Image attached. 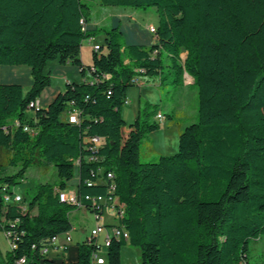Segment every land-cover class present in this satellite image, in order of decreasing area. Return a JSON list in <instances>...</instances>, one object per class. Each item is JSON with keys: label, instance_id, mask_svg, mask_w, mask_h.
<instances>
[{"label": "trees", "instance_id": "16d2710c", "mask_svg": "<svg viewBox=\"0 0 264 264\" xmlns=\"http://www.w3.org/2000/svg\"><path fill=\"white\" fill-rule=\"evenodd\" d=\"M100 1L153 6L158 21L151 30L114 15L99 25L88 0H0V68L28 65L33 76L27 92L0 79V169L15 168L0 176V229L15 244L0 264L51 262L43 249L74 226L78 206L61 201L59 190L76 168L86 208L104 214L85 197H112L121 212L115 225L129 233L112 237L107 264H121L127 243L141 250V264H249L251 241L264 235V0ZM100 34L105 41L85 64L82 43ZM49 61L79 66L86 79L68 82L43 107ZM185 73L197 87L198 120L181 130L175 153L152 158L157 105L141 100L125 135L128 89L140 77L179 86ZM73 111L77 122L69 120ZM51 166L57 181L4 202V187L14 192L32 167ZM78 247L77 261L62 264H93L101 250L96 239Z\"/></svg>", "mask_w": 264, "mask_h": 264}, {"label": "crops", "instance_id": "0c3cea01", "mask_svg": "<svg viewBox=\"0 0 264 264\" xmlns=\"http://www.w3.org/2000/svg\"><path fill=\"white\" fill-rule=\"evenodd\" d=\"M132 21L137 20L132 19ZM139 24L143 28H149L150 26L156 25V23L152 22L148 24H142L139 22ZM103 38L105 40V36ZM185 56L186 52H183L182 57L185 58ZM82 61L85 64H92V61L91 63H87V61L83 59V56ZM49 65H54L53 69L48 68L52 74V82L44 89L38 99L39 105L45 107L53 102L58 93L64 90L63 86L65 88L68 82L83 81L86 79V77L82 75V71L79 66L72 64H61L58 61H53L50 64L48 63L47 66ZM55 76L59 80V82L56 84L53 83ZM0 79L2 83H19L23 86L24 91L27 92L33 85L32 68L23 64L2 65L0 68ZM193 82V77L185 73L183 84L176 86L174 95H169L166 99H163V95L160 91L161 86L158 79L148 80L147 78L140 77L139 85H135L137 89H128V98L127 102L125 103L127 108H123L122 110L123 117L126 121V126L124 127L125 135L130 131L129 125L139 115L141 100L147 101L149 103H157L159 101L160 103H158L160 107L154 115V118L160 123V127L150 132L148 136L152 142L153 148L150 151V157L153 158L161 154L170 155L175 153L179 147V135L181 130L190 123L195 122L196 118H198V103L195 105L194 101L192 100L193 105L190 107L192 102L190 100L191 96L193 97L195 95V86ZM166 86L171 87L173 85L168 83ZM141 96L143 97L141 98ZM127 109L131 112L127 113ZM166 109L170 113L167 114L164 111ZM158 114H162V117L158 118ZM98 222L107 226H112L118 223V217L116 212L111 216V218L107 217L104 212L102 219H94L92 228ZM2 232L5 234V237L8 240V250H10V240L6 236L5 231L3 230ZM69 234L71 235L72 240L67 242L66 235H60L57 242L48 249L47 258H49L51 262H43L42 264H62L64 260L77 261L79 256L78 243L84 241L88 235L84 237L83 232L79 231L77 225L73 226V229L69 232ZM2 255V251L0 250V259ZM121 264H141V250L129 243L124 245L121 250Z\"/></svg>", "mask_w": 264, "mask_h": 264}, {"label": "rangeland", "instance_id": "374dc122", "mask_svg": "<svg viewBox=\"0 0 264 264\" xmlns=\"http://www.w3.org/2000/svg\"><path fill=\"white\" fill-rule=\"evenodd\" d=\"M91 6V19L93 22H98L99 25H110L111 19L114 15H118L121 17L128 16L131 19H136L138 22L142 24H148V23H157L158 21V13L155 7L153 6H142V7H134V6H122V5H112V4H102L100 0H88ZM104 35L100 34L95 39H93V42L89 41V39H86L82 43V50L81 54L83 56V59L87 61V63H91L92 61V51L93 47L92 45L94 43H104ZM53 61H49V64ZM47 68H54V65H49ZM59 80L54 78L53 83H58ZM61 82V81H60ZM63 83V82H62ZM63 85V84H62ZM182 85V84H181ZM66 87V86H65ZM176 86H166L163 85L160 88V91L163 95V99H166L169 95H174V90ZM131 89H137V87L130 86ZM180 88V87H179ZM194 96H191V101L193 100L195 105L198 103V91L197 87H194ZM63 89L64 86H63ZM155 94V93H153ZM143 96H141L142 98ZM140 98V99H141ZM191 106L192 107V103ZM159 101L157 103L153 102L151 104L157 105V110L159 109ZM45 107V106H43ZM123 108H127V105L124 104ZM122 108V110H123ZM156 110V111H157ZM127 113L131 112L130 110ZM167 114L170 113L166 110H164ZM192 112V111H191ZM34 115L33 109H28L25 113L26 117H31ZM131 115V114H130ZM134 115V114H133ZM167 118V117H166ZM198 118H196L195 121H197ZM125 132V131H124ZM141 159L143 161H150L152 158L142 154ZM15 170L13 167H7L4 169H0V176L4 173H11ZM50 180L52 182L58 180V175L56 172L55 167H50L48 172L44 173V171L39 167H32L28 173V176L25 180H23L21 183L14 186V192H18L22 194L23 196L29 198L30 190L35 193L36 187L41 181ZM79 182V176H78V169L76 168L75 176L74 178L69 182L68 189H76L77 184ZM27 190H29L27 192ZM116 210L111 207L105 208V215L109 218L113 214H115ZM95 219V214L84 207H73L71 211V220L73 225H77L80 232H83L84 237L89 235L93 222ZM3 230L0 229V250L2 251L3 256L5 257V254L8 250V240L5 237V234L2 232ZM102 254H104L103 251H101ZM248 262L249 264H264V235L261 236V238L258 241H251L250 247H249V256H248Z\"/></svg>", "mask_w": 264, "mask_h": 264}, {"label": "built area", "instance_id": "2783aa9c", "mask_svg": "<svg viewBox=\"0 0 264 264\" xmlns=\"http://www.w3.org/2000/svg\"><path fill=\"white\" fill-rule=\"evenodd\" d=\"M83 22V20H82ZM151 30H154V26H150ZM92 44L93 39L89 40ZM92 47L96 50L100 48V43H94ZM136 83H140V78H134L133 80ZM39 104V103H38ZM162 114H158V118H161ZM69 120L71 122H77V112L73 111L71 112L69 116ZM18 124V122H17ZM24 129L30 134L35 135L37 134V129L33 128L32 126L25 125ZM93 141L96 143V145L101 143V139L99 137H93ZM108 177L112 178L113 173L108 172ZM4 194H3V199L5 203H20L23 200V196L20 193L16 192H9L6 187L3 188ZM59 195H60V200L65 201L67 203L73 204L78 207H84L86 208L85 203L80 199L78 196L77 190L76 189H66V190H59ZM86 200H88L93 206L96 207H101L104 206L106 207H111L115 209L114 204L116 201L112 197H106V196H90L87 195ZM105 210V209H104ZM105 212V211H104ZM95 218L97 220L102 219L103 215L102 213H94ZM116 215L118 217L121 216V212L116 211ZM6 236L9 238L10 235L9 233L5 232ZM66 235V240L67 242H70L72 240V237L70 234H65ZM124 236L125 238L129 237V233L126 229L121 228L117 225H112V226H107L103 223L98 222L93 228H91V231L89 235L87 236L86 240L89 242H92L94 239H96L97 243L100 244L101 250L93 254V264H105L107 262L106 258V250L110 246V241L112 237H121ZM59 236H55L52 239V242L55 244L58 240ZM10 240V246L13 248L15 244L13 241L9 238ZM50 246H47L43 249L42 253L47 254L48 249ZM64 248V246H63ZM101 251L104 252V254L101 253ZM16 264H28L26 257H21L16 261Z\"/></svg>", "mask_w": 264, "mask_h": 264}]
</instances>
